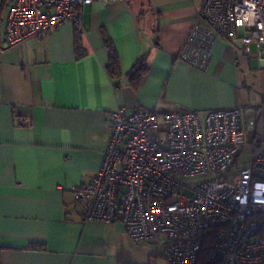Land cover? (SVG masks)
Here are the masks:
<instances>
[{"label":"crops","instance_id":"crops-1","mask_svg":"<svg viewBox=\"0 0 264 264\" xmlns=\"http://www.w3.org/2000/svg\"><path fill=\"white\" fill-rule=\"evenodd\" d=\"M202 3L93 1L82 6V31L66 23L8 46L10 0H0V264H163L155 241L132 242L118 221L83 219L71 189L97 171L117 106L128 114L251 106L240 80L264 55L219 37L207 67L177 58ZM103 34L119 76L106 70ZM140 60L148 70L134 90L128 73Z\"/></svg>","mask_w":264,"mask_h":264},{"label":"built area","instance_id":"built-area-1","mask_svg":"<svg viewBox=\"0 0 264 264\" xmlns=\"http://www.w3.org/2000/svg\"><path fill=\"white\" fill-rule=\"evenodd\" d=\"M93 1L122 0H10L2 41L15 45L66 23L82 31V6ZM219 37L263 59L264 0H203L178 60L207 67ZM109 121L97 171L71 189L83 219L118 221L132 242L155 241L168 264H195L211 229L210 263L264 264V178L255 173L264 165V104L203 114L117 106ZM244 147L249 165L233 180L218 178ZM193 178L200 180L185 183Z\"/></svg>","mask_w":264,"mask_h":264},{"label":"rangeland","instance_id":"rangeland-1","mask_svg":"<svg viewBox=\"0 0 264 264\" xmlns=\"http://www.w3.org/2000/svg\"><path fill=\"white\" fill-rule=\"evenodd\" d=\"M256 49L252 46L251 52L252 54ZM241 88L243 89L240 93V97L242 102L244 101V105L256 106L259 104H264V65H247L243 71V76L240 80ZM248 138L251 139V135L246 137L248 142ZM252 140V139H251ZM241 156L237 159L236 165L228 172H223L218 174V178H229L230 180L234 179V174L237 173L239 168L243 166H248L249 158L248 155L250 150L248 148L240 149ZM200 180V178H193L185 180V183H194ZM185 195H189L188 191L184 192ZM150 264H156V262H152L149 259ZM163 264H168L163 259Z\"/></svg>","mask_w":264,"mask_h":264},{"label":"trees","instance_id":"trees-1","mask_svg":"<svg viewBox=\"0 0 264 264\" xmlns=\"http://www.w3.org/2000/svg\"><path fill=\"white\" fill-rule=\"evenodd\" d=\"M103 42L108 50V65L106 66V70L108 74L111 77L119 76L121 73L119 60L117 52L111 42V40L107 37V35L103 34ZM75 51L77 55L82 54V49L78 42L75 44ZM148 70V66L143 63V60H140V62L136 63V65H133V67L129 71V80L131 87L134 90H137L141 80L145 76L146 72ZM216 230H206L203 233V241L201 243V249L197 256L196 263L195 264H213L210 263L208 260L209 256V248L211 246V242L213 241V237L215 235Z\"/></svg>","mask_w":264,"mask_h":264},{"label":"water","instance_id":"water-1","mask_svg":"<svg viewBox=\"0 0 264 264\" xmlns=\"http://www.w3.org/2000/svg\"><path fill=\"white\" fill-rule=\"evenodd\" d=\"M257 169L255 170V173L256 175L259 177V178H264V171L262 170L261 167H264V165H261V164H257Z\"/></svg>","mask_w":264,"mask_h":264}]
</instances>
